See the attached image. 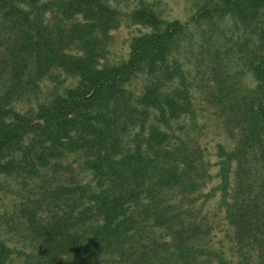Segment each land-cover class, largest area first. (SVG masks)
I'll return each instance as SVG.
<instances>
[{
	"label": "trees",
	"instance_id": "trees-1",
	"mask_svg": "<svg viewBox=\"0 0 264 264\" xmlns=\"http://www.w3.org/2000/svg\"><path fill=\"white\" fill-rule=\"evenodd\" d=\"M202 3L191 17L205 28L201 48L208 28L230 23L231 46L211 56L207 87L235 136L230 152L216 146L208 192V163L187 140L195 75L176 56L188 24L144 0L128 13L109 0H0V181L29 187L20 218L32 244L17 253L0 238V264L18 255L20 264H264V0ZM123 22L148 31L125 60L107 63ZM220 57L235 70L217 68ZM244 69L249 90L237 79ZM139 76L134 94L127 86ZM216 196L234 258L206 242L213 226L202 208Z\"/></svg>",
	"mask_w": 264,
	"mask_h": 264
},
{
	"label": "rangeland",
	"instance_id": "rangeland-1",
	"mask_svg": "<svg viewBox=\"0 0 264 264\" xmlns=\"http://www.w3.org/2000/svg\"><path fill=\"white\" fill-rule=\"evenodd\" d=\"M137 0H109V2L120 10L122 13H128L132 9ZM151 4L155 10L161 13L162 17L169 21L178 20L181 23L188 24L187 32L182 41V47L179 49L178 58L184 64V68L193 72L195 75V82L197 87H194L193 103L196 109L195 123L197 128L192 124L191 128L187 131V140L199 146L200 154L202 155V161L208 163L207 173L212 178L208 181L204 191L208 192L210 189L215 188L218 184V179L215 177L217 174L218 158L216 157V146L221 145L226 152H230L235 145V136H228L226 124L218 116L217 109L208 102V85L212 79L208 62L210 58L216 52L221 55L219 51L226 50L231 44L228 43L229 38V26L228 20L220 22L218 29L214 27L208 28L204 35L203 48H201L202 39L200 38L199 29L204 27H198L191 22V17L199 8L202 7L203 0H144ZM205 30V28H204ZM219 31L218 36L216 31ZM147 28L139 25H133L123 22L117 29L111 31V43L108 48V54L106 56L107 63H117L125 60L129 52L130 40L147 32ZM4 44V41H1ZM210 47V48H209ZM203 49V50H202ZM3 47L0 48V62L4 59ZM217 59V58H216ZM221 57L217 59V68L222 71L230 72L235 70V67L228 63L226 59L221 61ZM0 68L1 65H0ZM211 69L214 70V67ZM5 75H3L4 77ZM65 78V77H64ZM200 78H204L200 81ZM63 85L73 87L77 84L76 78H65ZM241 87L245 89H251L253 87L252 79L249 73L244 69L243 75L239 78ZM199 80V81H198ZM208 80V81H207ZM203 83V84H202ZM208 83V84H207ZM44 90L46 84H40ZM144 85V77H137L132 80L127 89L131 90L134 94L140 93ZM0 86V91L2 90ZM217 114V115H216ZM189 127V124H186ZM186 127V129H187ZM195 129V130H192ZM192 139L190 140L189 139ZM76 175L75 180L86 181L87 175L80 174L79 170L74 168ZM18 179L5 178L0 181V238L13 250L18 253H28L32 249V244L29 243L24 230V225L21 223L20 208L25 203V200L30 196L28 191L29 187L22 191L20 188ZM31 188H34L31 184ZM33 190V189H32ZM35 191V189L33 190ZM218 197H214L209 200L202 208L207 213L210 223H212L213 229L209 237L206 238V242L211 250L226 252V258H234L232 255V245L229 242L230 237L228 234L229 226L223 218V212L217 203ZM156 236H161L160 232H155ZM14 264H20L22 257L14 256ZM63 264H80L81 258L78 256L70 257L67 261H63ZM62 264V263H58ZM210 264H215L211 261Z\"/></svg>",
	"mask_w": 264,
	"mask_h": 264
}]
</instances>
